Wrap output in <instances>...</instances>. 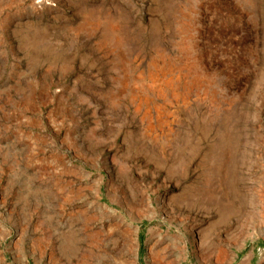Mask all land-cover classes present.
Wrapping results in <instances>:
<instances>
[{"label":"rangeland","instance_id":"obj_1","mask_svg":"<svg viewBox=\"0 0 264 264\" xmlns=\"http://www.w3.org/2000/svg\"><path fill=\"white\" fill-rule=\"evenodd\" d=\"M52 1L18 0L16 31L44 38L59 11L79 23L62 29L74 83L13 94L22 164L35 159L28 134L48 150L75 144L76 156L53 163L79 168L67 175L80 186L81 219L96 197L97 228L106 213L123 224L145 264H264V0ZM20 174L3 180H40ZM19 196L0 215V264L39 261Z\"/></svg>","mask_w":264,"mask_h":264},{"label":"crops","instance_id":"obj_2","mask_svg":"<svg viewBox=\"0 0 264 264\" xmlns=\"http://www.w3.org/2000/svg\"><path fill=\"white\" fill-rule=\"evenodd\" d=\"M17 13H26L24 6L18 5V0H0V140H3L1 136L3 133L5 136L8 134L9 138L11 135L14 136L15 141H18V125L21 128L26 127L23 123L24 119L21 120L17 115L16 108L18 105L12 100L13 94L45 92L51 90L52 86H63L65 81L74 83V79L64 70L74 67L75 47L74 43L66 45L63 42L64 31L62 29L65 27L80 28L81 25L74 21L66 22L65 15L59 11L57 26L51 28L49 27L51 24H49L48 27H44L46 29L43 32L44 38L41 37V33L36 32L32 33V37H29L31 34H28V38H25L21 36V31H16L19 28L15 26ZM40 24L44 23L40 22ZM57 29H61V31L58 33ZM50 35H56L59 38L56 42H52L53 37ZM21 106H25V104ZM28 122L32 124L30 119ZM27 127L32 126L28 124ZM22 135L20 132L19 141L22 140ZM28 137L31 140L30 134ZM71 147L76 148V145L72 144ZM21 167V174H39L40 180L39 183H35L36 185L41 184L47 188L55 189L54 195L52 191L46 193V197L50 201L54 200V202H50L52 203L50 208H45L41 204H31L27 199V196L29 198L39 197L40 188L35 187L38 189L37 191L28 192L27 183L24 186L23 183L17 182L21 186V190L15 195L17 198L20 195V202L26 208L28 225L29 223L30 226L32 225L31 232L35 233L34 231H36L40 235L39 244L27 246L33 254L39 252V261L36 260V262H46L47 264H112L110 260L115 259L120 264H144L143 250L140 249V246L130 249L124 244L125 228H123V224L113 226L110 223L109 215L106 213L105 225L97 228V222L102 220L98 219L96 197L85 198L89 203L88 215L87 218L81 219L79 211V204L82 201L80 186L74 177L71 179L67 175L71 172L77 173L78 167L74 166L70 170L65 169L58 175L41 174L43 173L42 169L47 167H38L36 172H33L35 168L32 164ZM8 171L11 172L10 168ZM24 177L29 179L28 175H24ZM34 181L36 179H32L31 182ZM23 190L24 192H22ZM23 197H25L24 200ZM17 209L14 211L17 212ZM81 221L85 222L83 230H80L79 227ZM111 231L112 233L109 235L108 233ZM114 234L118 235L120 239L113 237ZM103 235L107 237L103 238ZM112 242L120 244H113ZM131 253L133 254L131 255ZM23 264H28V262Z\"/></svg>","mask_w":264,"mask_h":264},{"label":"built area","instance_id":"obj_3","mask_svg":"<svg viewBox=\"0 0 264 264\" xmlns=\"http://www.w3.org/2000/svg\"><path fill=\"white\" fill-rule=\"evenodd\" d=\"M41 3L47 5V6H55V3L52 0H39ZM54 91L59 92L61 91L60 88L56 87ZM2 140H0V215L7 212V208L5 204L11 205L15 204L17 202V197L15 195L16 192H19L21 190V186L17 182L12 181H6L3 180V177L5 176V171H7L9 168L11 170V173L13 174H19L21 173L23 164L20 160L23 154L24 149H18L16 145L15 138L13 137L9 142H6L5 145H2ZM8 144V145H7ZM51 145V144H50ZM57 148L53 149V145L51 148L44 149L37 146V143L35 139H31V150L30 154L35 156V159L33 160L32 166L35 168L33 172H36V169L38 167H47L43 168L42 171L43 175L52 173V174H61L65 169L70 170L73 168V161L74 159H70L68 161L62 160L60 163H53V157L60 156L63 158V155L66 153L69 154V156H76L75 154V148L74 147H65L63 141H57ZM4 148V149H2ZM42 158V160L40 159ZM47 162H50V164H47ZM10 166V167H9ZM38 172V171H37ZM12 176V175H11ZM35 183L39 182H27L28 192L37 191L38 189H35V187L40 188L38 195L39 197L35 198H29L27 196V199L29 200V203L31 204H41L42 207L50 208L54 200H51L46 197V193L48 191H52L53 195L55 194V189L52 187L47 188V186L43 185H36ZM31 189V190H30ZM53 197V196H52ZM150 251V248H148V252ZM148 260H151L150 256H147ZM146 262V257H144V264ZM33 264H47L46 262L40 263V262H34ZM115 264H120V262L115 261Z\"/></svg>","mask_w":264,"mask_h":264}]
</instances>
